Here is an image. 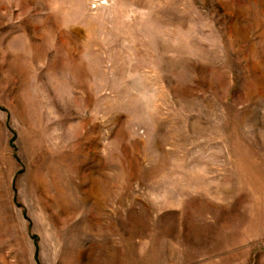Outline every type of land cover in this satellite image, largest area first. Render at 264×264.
Instances as JSON below:
<instances>
[{
    "label": "rangeland",
    "instance_id": "1",
    "mask_svg": "<svg viewBox=\"0 0 264 264\" xmlns=\"http://www.w3.org/2000/svg\"><path fill=\"white\" fill-rule=\"evenodd\" d=\"M0 264H264V0H0Z\"/></svg>",
    "mask_w": 264,
    "mask_h": 264
}]
</instances>
